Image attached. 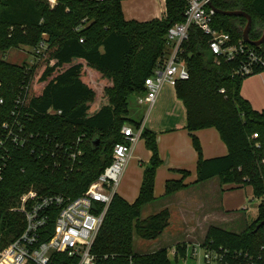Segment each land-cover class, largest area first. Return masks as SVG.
I'll return each instance as SVG.
<instances>
[{"label": "trees", "instance_id": "1", "mask_svg": "<svg viewBox=\"0 0 264 264\" xmlns=\"http://www.w3.org/2000/svg\"><path fill=\"white\" fill-rule=\"evenodd\" d=\"M121 2L0 0V97L4 101L0 122L12 120L15 98L29 81L27 63L9 64L3 56L11 49H32L40 42L47 45L30 71L32 85L22 113L30 119L26 126L34 139L23 147H10L2 172L0 250L25 228L23 216L11 211L22 195L32 190L37 197L81 196L111 163L115 144L122 142L121 128L141 124L128 119V99L144 91V81L167 52L166 33L183 22L187 2L165 0L163 18L145 23L125 20ZM211 5L223 12L248 14L252 21L249 39H260L264 0H212ZM245 24L244 18L217 14L212 21V27L229 34L234 44L242 39ZM207 40L200 30L190 28L182 55L189 79L174 87L186 113L184 129L198 155L195 183L218 178L221 185L250 187L258 206L256 219L240 233L209 226L201 246L211 243L230 252L257 255L264 252V227L255 231L264 221V110H254L241 95L242 82L249 77L237 73L241 59L214 58ZM255 50L264 58V43ZM209 128L218 132L227 149L225 156L202 159L195 132ZM78 138H82L84 154L77 170L67 175L62 165L57 166L61 160L54 161L44 150L48 141L66 146ZM141 139L151 157L138 195L132 203L114 195L91 249L96 264H169L167 249L137 253L133 248L134 237L156 240L170 220L167 208L141 219L142 208L156 200L155 174L162 164L155 134L144 129ZM178 173L184 179L189 175L184 170ZM184 187L182 179L167 181L162 198ZM50 216L43 241L53 233L55 212ZM186 249L185 244H177L176 255L186 258ZM50 264H77V260L53 254Z\"/></svg>", "mask_w": 264, "mask_h": 264}, {"label": "built area", "instance_id": "2", "mask_svg": "<svg viewBox=\"0 0 264 264\" xmlns=\"http://www.w3.org/2000/svg\"><path fill=\"white\" fill-rule=\"evenodd\" d=\"M211 1L186 0L184 20L168 29L165 36L167 52L156 63L152 75L144 81V91L135 96L138 105L151 110L165 86L174 88L178 81L189 79L182 55L183 45L192 27L208 37L207 49L214 58L221 56L228 61L241 59L237 73L251 76L256 69L264 68V58L255 47L249 46L242 39L234 44L229 34L212 27L215 13L209 7ZM30 50L32 56L27 62L26 71L29 81L21 87L15 98L10 113L12 120L0 122V181L10 147H23L34 139L33 133L26 126L30 119L22 113L30 91V71L47 50V45L40 42ZM3 104L0 97V107ZM144 126L142 121L139 127L124 125L121 128L122 142L115 144L111 163L81 196L75 199L60 194L37 197L32 190L22 195L17 207L11 211L23 216L25 228L12 243L0 250V264H50L53 254H64L77 260V264H96V257L91 253L92 246L133 149L141 139ZM47 145L45 154H49L54 161L59 158L61 162L57 166L62 165L64 173L68 175L77 170L84 154L82 138L71 145L54 144L52 140ZM53 212V233L43 241V237L48 236L46 231ZM190 258L201 259L205 264H264V252L257 255L242 251L230 252L222 247L215 248L211 243L203 247L201 244L195 245L191 249Z\"/></svg>", "mask_w": 264, "mask_h": 264}, {"label": "rangeland", "instance_id": "3", "mask_svg": "<svg viewBox=\"0 0 264 264\" xmlns=\"http://www.w3.org/2000/svg\"><path fill=\"white\" fill-rule=\"evenodd\" d=\"M52 2H54V0H51V3ZM31 54L32 52L30 49L19 47L18 49H11L8 52H6V54L3 56V60L9 64L23 65L24 63H27L31 59L32 56ZM171 91L174 92L175 89L172 87H168L167 89L162 91L160 93V95L162 94V98H160L159 95L155 105L153 106L154 109L152 108L151 110H149L148 107L146 106L137 104L135 98L136 94L130 97L128 99V119L132 120L133 122L144 121L145 124L147 123V121L163 122L164 119L166 121V119L170 118L171 115H173L172 112L169 110L171 109L169 107L170 105L168 106V104L172 103V101L167 97ZM241 95L247 98L251 106L256 110L259 111L261 109H264V70L257 72L243 80L241 86ZM174 99H175L174 101L179 106L182 105V103L177 99V97H174ZM202 130H208V129H202ZM209 130L216 131L213 128H209ZM216 133L218 135L219 140L222 142L217 131ZM197 141L200 146L201 157L203 159L202 147L200 141L198 139ZM189 145L197 158L196 163H194L192 170L193 171L192 174L195 177H197L196 166L198 162V155L194 149L191 137L189 138ZM179 146L180 149L176 153L177 157L182 156L185 153L183 147L184 144L179 143ZM147 154H148V150L146 149L145 141L143 139H140L137 142L132 152V157L130 161L128 162L127 166L123 171V174L119 180V184L116 190L118 194H123L124 197L128 199V201H134L135 197H137L142 180L143 171L146 165L149 163L148 161L147 164H138L137 157H145ZM155 178H156V174H155ZM180 179H182V182L185 183L188 177H186L185 179L180 177ZM218 183L219 185L221 184L220 181ZM228 186L229 185H222L219 190L215 189V191L212 192V194L210 193L207 194V191L206 193H204V191L198 192L197 188L188 189L190 187L186 185L184 189L180 190L183 191L188 189L182 195L183 201L180 200L179 204H175L176 201L171 203L172 215H174L171 226L172 229L175 231L177 228L180 227L178 223H180L179 218L181 216L179 215L185 214L183 216L187 218V221L191 225H196L198 228V231L195 232L196 235L194 234L195 237L197 236L203 238L202 233L203 231H205V227L207 226L206 225L207 223H212V224L215 223L214 226H217L219 228L234 233H240L242 230H244L246 225L252 223L256 219V215H257L256 208L258 206V202L250 195L252 191L249 187H247L243 190H240V193L234 194L230 202L227 203L226 202L227 199H225L223 192L227 189ZM203 188L208 189V185H203ZM233 192L235 193L236 191L234 190ZM176 193L172 194L169 197H173ZM220 204H221V209H220ZM153 206L157 207L158 204H155ZM182 207L183 209H185L184 210L185 212L180 213ZM237 207H239L240 209L230 213L226 212V210H231V209L233 210ZM243 208L244 209L246 208V210H242ZM142 215H145V213H142ZM142 215H141V219L145 218V216ZM223 215L225 217H223ZM173 238H171L167 243L164 242V239H159L157 243L148 244L147 241H143L134 237L133 248L134 251L137 253L140 252L153 253L160 249H169V248L172 249L173 248L172 244H174V242L172 241ZM183 238L184 236L180 237L179 238L180 240L178 239L179 240L178 242L183 241ZM194 240L196 241V239ZM201 240L202 239H199L196 242V244L200 245L203 242V240L202 241ZM193 242L192 245L188 247L189 252H191V249L194 248L195 242L194 243ZM175 247L176 246H174V248Z\"/></svg>", "mask_w": 264, "mask_h": 264}, {"label": "crops", "instance_id": "4", "mask_svg": "<svg viewBox=\"0 0 264 264\" xmlns=\"http://www.w3.org/2000/svg\"><path fill=\"white\" fill-rule=\"evenodd\" d=\"M121 8H122V13H123L125 20L127 21L135 20L140 23H145L153 19L163 18L165 14V0H122ZM165 87L162 89V91H164L170 86H165ZM171 92L168 94L167 97L168 99L172 101V103H169L168 106L170 105L169 107L171 109L169 110L172 112L173 115H171L170 118L166 119V121L164 119L163 122L147 121V123L144 126L145 127L144 129L155 134L158 153L162 161V164L156 171L157 173H156V178L154 181V196L156 197V200L153 203H150L144 206L141 210V215L142 213H145V215H142V216H145L146 218L150 215L158 213L159 211L165 208H167L169 212L171 211L168 227L164 230V232L160 235V237H158L156 240H153L154 242L147 241L148 244H151V243H157L159 239H164V242L167 243L169 242L171 238L175 237L172 240L174 242V244H172L173 248L170 249L169 247H167L169 248L167 249L168 251L167 257L169 260V264H205L201 259L190 258V252L188 251V247L192 245L193 241L195 242L193 243L197 245L196 242L199 239L204 240L207 228L211 225L214 226L215 223L213 224L205 223L207 226L205 227V231H203L202 233L203 238L197 237V236L195 237L196 235L195 232L198 231L197 226L191 225L187 221V218L183 216L185 214H180L179 215L181 216L179 218L180 223H178L180 227L174 231L171 227L172 220L174 218V215H172L171 203L176 201L177 203L175 202V204H179L180 200L183 201L182 195L188 189L197 188L198 192L204 191V193H206L207 191V194L208 193L212 194V192H214L215 189L219 190L222 185L221 184L219 185L218 178H213L208 181L201 182V183H195L197 177H195L192 174L193 173L192 170H193L194 163H196L197 158H196L195 153L192 151L189 145V138L191 136L184 129L186 125L185 109L183 105L179 106L174 101L175 100L174 97H176L175 91L172 93ZM242 97L246 99L247 101H249L244 96ZM160 98H162V94L160 95ZM253 109L256 110L255 108ZM261 110H264V109H261ZM195 136L200 141L202 152H203V159H213V158L225 156L227 154L226 146L222 144V142L219 140L216 131L209 130V129L202 130V131L196 132ZM179 143L184 144L183 147H184L185 153L184 155L177 157L176 153L180 149ZM150 157H151V154L149 151L145 157H137L138 164H147V162L150 160ZM196 169H197V166H196ZM182 170L189 172L188 179L187 181H185L184 184L188 185V187L190 188L176 193L173 197L162 198L164 194L165 183L167 181L179 180L181 176L179 175L178 172ZM203 185H208V189L203 188ZM209 188L211 191L209 190ZM245 188H247V186L238 188V186L229 185L227 189L223 192L225 199H227L226 202L229 203L232 197L234 196V194L240 193V190H243ZM234 190L236 191L235 193L233 192ZM116 194L122 197L128 203L133 202V201H128V199H126L123 194H118L117 192ZM250 195L252 196V192ZM155 204H158V206L157 207L153 206ZM220 209H221V204H220ZM238 209L240 208L237 207L233 210L232 209L226 210V212L230 213ZM184 210L185 209H183L182 207L180 213L185 212ZM242 210H246V208L245 209L243 208ZM223 217L225 216L223 215ZM182 236H184L183 241L178 242L180 240L179 238ZM194 239H196V241ZM177 244H185L187 246L186 258H180L176 255L174 246H176Z\"/></svg>", "mask_w": 264, "mask_h": 264}, {"label": "water", "instance_id": "5", "mask_svg": "<svg viewBox=\"0 0 264 264\" xmlns=\"http://www.w3.org/2000/svg\"><path fill=\"white\" fill-rule=\"evenodd\" d=\"M210 9L217 15H223V16H228V17H241L246 20V24L243 28H241V33H242V40L249 46L259 48L263 43H264V29L262 30L261 37L257 41H251L249 39V32L251 29L252 21L251 18L248 14L241 12V11H219L216 10L211 4L209 5ZM98 144V141H95V145ZM264 227V221L259 223L258 226L255 228V231L258 229Z\"/></svg>", "mask_w": 264, "mask_h": 264}]
</instances>
